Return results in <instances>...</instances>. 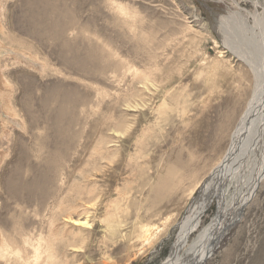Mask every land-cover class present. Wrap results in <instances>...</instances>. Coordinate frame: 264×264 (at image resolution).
<instances>
[{
    "label": "rangeland",
    "instance_id": "rangeland-1",
    "mask_svg": "<svg viewBox=\"0 0 264 264\" xmlns=\"http://www.w3.org/2000/svg\"><path fill=\"white\" fill-rule=\"evenodd\" d=\"M263 5L0 0V264H163L251 99ZM237 218L203 264H264V177Z\"/></svg>",
    "mask_w": 264,
    "mask_h": 264
},
{
    "label": "bare ground",
    "instance_id": "bare-ground-1",
    "mask_svg": "<svg viewBox=\"0 0 264 264\" xmlns=\"http://www.w3.org/2000/svg\"><path fill=\"white\" fill-rule=\"evenodd\" d=\"M234 16L235 19L240 21L243 19L239 13ZM253 17L256 18L259 24H262V29L258 30L259 33L251 41L253 42L254 52L248 53L246 51V59L242 61L243 65L251 72L254 80L251 99L239 124L236 125V130L230 139V150L228 148L226 151L223 162L211 172L208 181L203 184L198 196L192 201L183 219L177 225L178 232L174 245L163 264H203L206 262L212 249L237 224L239 211L247 206L248 201L264 177V11L260 18L255 14ZM227 18V16H223L222 20L219 19L216 24L219 28L222 26V30L220 29L218 32L219 39L223 43H227L230 49V40L234 35L233 32L230 33L229 27L232 22H227ZM232 19L233 17H230L229 20ZM251 31L253 33V30ZM246 49L244 48V50ZM243 52L245 53V51ZM243 52L241 53L244 54ZM138 76H140L142 84L145 81L148 83L149 80L144 78L145 75L141 73ZM236 88L238 89V85ZM214 201L216 205L218 204L216 219L213 221L211 219L205 227L200 228L191 240V244L184 247L186 241L193 234V230L198 227L206 208ZM222 206L223 208H221ZM148 232L149 229L144 228L145 242H149Z\"/></svg>",
    "mask_w": 264,
    "mask_h": 264
},
{
    "label": "water",
    "instance_id": "water-1",
    "mask_svg": "<svg viewBox=\"0 0 264 264\" xmlns=\"http://www.w3.org/2000/svg\"><path fill=\"white\" fill-rule=\"evenodd\" d=\"M239 124V123H238ZM229 150H230V147H229Z\"/></svg>",
    "mask_w": 264,
    "mask_h": 264
}]
</instances>
